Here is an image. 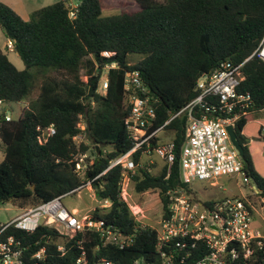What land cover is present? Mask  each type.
Here are the masks:
<instances>
[{
  "label": "trees",
  "instance_id": "obj_1",
  "mask_svg": "<svg viewBox=\"0 0 264 264\" xmlns=\"http://www.w3.org/2000/svg\"><path fill=\"white\" fill-rule=\"evenodd\" d=\"M76 1L79 12L74 21L61 1L34 11L28 20L0 2V28L25 65L19 71L0 48L1 104L30 99L38 79L43 78L39 96L18 120L6 121V114L0 115L4 154L0 204L33 208L92 181L98 200L111 202L108 211L96 209L92 216L137 235L132 247L111 248L105 255L115 264H133L154 250L157 233L149 228L135 231L136 221L120 198L123 168L117 165L106 171L112 160L133 147L125 126L129 116L125 75L140 73L155 100V128L170 121L164 130L176 145L170 175L164 165L158 174L137 167L130 176L137 194L150 192L162 204L161 221L169 214L167 192L180 187L189 190L181 182L179 165L187 116L171 119L198 96L199 80L224 62L243 65L244 80L238 91L250 95L253 104L249 114L236 122L235 133L244 150L243 172L260 191L255 196L263 200L264 177L254 167L243 129L253 113L264 110V61L257 53L264 40V0H134L138 7L134 11L112 0ZM132 55L142 59L130 64ZM32 69H37L36 74ZM104 74L108 89L103 95L99 86ZM209 103L216 105L217 100ZM51 126L56 134L40 144V129ZM80 134H85L88 143L74 141ZM90 149L95 160L92 165L86 160L82 178L76 173L75 157ZM133 159L140 163L144 157L137 153ZM12 234L29 246L30 254L46 246L47 264H71L79 255L75 238L63 242L67 257H56L62 242L45 227L34 234L18 230Z\"/></svg>",
  "mask_w": 264,
  "mask_h": 264
},
{
  "label": "built area",
  "instance_id": "obj_2",
  "mask_svg": "<svg viewBox=\"0 0 264 264\" xmlns=\"http://www.w3.org/2000/svg\"><path fill=\"white\" fill-rule=\"evenodd\" d=\"M69 12V18L76 20L79 3L76 0H60ZM7 50L13 51L9 41ZM264 61V40L257 51ZM109 56L108 53L104 54ZM242 64L224 62L198 82V96L171 120L184 114L187 116L186 140L180 154L181 182L189 187L170 189L169 214L154 228L141 222L145 214L141 206L128 201L127 184L140 163L133 156L141 153L148 157L154 153L168 167L169 175L176 159V145L171 140H161L164 126L155 128L157 112L155 100L149 94L140 73L129 71L125 75V100L129 116L125 121L133 147L126 154L112 160L106 171L117 165L122 166V179L119 183L120 198L128 206L136 221L135 231L149 228L156 231V243L149 251L134 260L133 264H264V231L254 227L256 207L250 200L228 197L218 201H201L191 192L190 185L204 182L212 187H221L223 178L242 176L244 182L251 183L243 172V161L231 142L228 127L236 128V122L249 114L253 104L250 95L239 93L244 80ZM116 66L113 65L112 68ZM111 67H107L109 70ZM108 77L101 79L99 92L106 94ZM216 99L211 105L209 100ZM1 104V102H0ZM11 117L6 116V121ZM81 123L80 128L85 125ZM39 143L45 144L56 134L51 126L40 129ZM80 136L74 138L78 143ZM88 153L75 157L76 173L84 177ZM90 160V159H89ZM95 157L89 161L92 165ZM252 184V183H251ZM92 181L85 186H91ZM85 186L54 198L39 206L23 211L6 223H0V264H47L48 251L43 246L30 254L29 246H24L13 230L34 234L40 227L50 229L58 236L56 257H67L68 249L63 242H75L79 255L71 264H115L105 255L111 248L126 250L135 244L137 235L125 233L112 223L94 218L96 209L108 211L111 202L99 200L100 206L91 212L80 215L78 210H69L64 198L75 195ZM254 195L260 193L252 185ZM264 202V199L262 200ZM92 213V214H91ZM50 238V237H49ZM48 238V242H49ZM55 242V241H54ZM39 242L36 243L38 245ZM89 246V247H88Z\"/></svg>",
  "mask_w": 264,
  "mask_h": 264
},
{
  "label": "rangeland",
  "instance_id": "obj_3",
  "mask_svg": "<svg viewBox=\"0 0 264 264\" xmlns=\"http://www.w3.org/2000/svg\"><path fill=\"white\" fill-rule=\"evenodd\" d=\"M25 1L27 2L26 9H21L17 3L13 2L18 14L25 20H28L31 13H33L34 11L42 9L44 7H48L58 2V0H33L34 3L30 2V4L28 5L29 1ZM112 1L115 5L126 3L128 6V10L131 11L138 9L134 0ZM7 43L8 40L4 37L0 28V48L8 55L9 60L19 71H24V63L20 59L19 55L14 52V50H7ZM141 59L142 58L140 56L132 55L129 57V62L130 64H135ZM31 72L32 74H36L37 69H32ZM102 79H106V74L102 76ZM42 82L43 78H39L37 83V89L35 90L33 96L30 99L20 103L3 104L2 106H0V115L5 113L14 120H18L22 116L23 111L28 108L30 102L32 100L37 99V97L39 96L40 86ZM126 103L127 101L125 100V104ZM79 136L81 138L78 140V143L86 142L85 134H80ZM161 136V140L163 141H167L171 138L170 134L166 131L163 132ZM88 156L90 160L94 158V155L92 154V149L89 150ZM3 159V144L0 141V163L3 161ZM164 165V162L160 158H158L154 153H152L148 157H144L139 167L147 168L151 173L158 174L160 170L164 167ZM220 185L221 187H212L204 182H194L190 185V190L194 194V196H196L198 200L201 201H218L228 197L250 200L255 206H257L255 212L256 219L254 221V227L256 229L264 231V203L262 202V200H260L254 195L252 184L244 182V178L242 176H236L230 179L223 178L220 181ZM127 192L129 203L131 205L141 206V208L143 209L145 218H141V222L154 228H159V222L163 208L162 204L156 203L157 200L155 199L153 194H150V192L145 194H137L135 192L133 182L127 184ZM64 204L69 210H78L80 212V215L87 214L98 206H100L99 200L96 195V190L94 189L93 185L85 186L82 190H80L79 193L64 198ZM28 209L30 208L20 209L17 205L13 204H0V223H6Z\"/></svg>",
  "mask_w": 264,
  "mask_h": 264
},
{
  "label": "crops",
  "instance_id": "obj_4",
  "mask_svg": "<svg viewBox=\"0 0 264 264\" xmlns=\"http://www.w3.org/2000/svg\"><path fill=\"white\" fill-rule=\"evenodd\" d=\"M28 1V5L30 2L34 3L33 0ZM59 1L60 0H58V2ZM0 2L10 6L15 12H17V9L13 2L17 3L21 9L27 8V2L25 0H0ZM2 105L3 104H0V106ZM6 116L8 115L6 114ZM243 135L249 140V149L254 167L256 171L264 177V110L252 114V120L243 129Z\"/></svg>",
  "mask_w": 264,
  "mask_h": 264
},
{
  "label": "water",
  "instance_id": "obj_5",
  "mask_svg": "<svg viewBox=\"0 0 264 264\" xmlns=\"http://www.w3.org/2000/svg\"><path fill=\"white\" fill-rule=\"evenodd\" d=\"M228 132H229L232 144L238 150L240 157L243 158L244 150H243V147L239 144V142L237 140V136H236L234 127L233 126H229L228 127ZM98 149H99V147H98Z\"/></svg>",
  "mask_w": 264,
  "mask_h": 264
}]
</instances>
